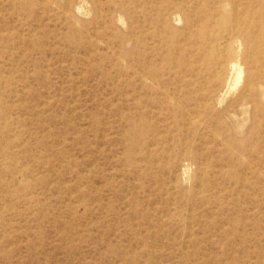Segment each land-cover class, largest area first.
<instances>
[{
	"label": "rangeland",
	"instance_id": "374dc122",
	"mask_svg": "<svg viewBox=\"0 0 264 264\" xmlns=\"http://www.w3.org/2000/svg\"><path fill=\"white\" fill-rule=\"evenodd\" d=\"M0 264H264V0H0Z\"/></svg>",
	"mask_w": 264,
	"mask_h": 264
},
{
	"label": "bare ground",
	"instance_id": "6f19581e",
	"mask_svg": "<svg viewBox=\"0 0 264 264\" xmlns=\"http://www.w3.org/2000/svg\"><path fill=\"white\" fill-rule=\"evenodd\" d=\"M241 77V70H239V74H238V78H240Z\"/></svg>",
	"mask_w": 264,
	"mask_h": 264
}]
</instances>
